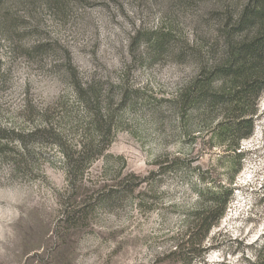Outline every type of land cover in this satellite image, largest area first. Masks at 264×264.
<instances>
[{"label":"rangeland","instance_id":"1","mask_svg":"<svg viewBox=\"0 0 264 264\" xmlns=\"http://www.w3.org/2000/svg\"><path fill=\"white\" fill-rule=\"evenodd\" d=\"M257 2L0 0V264L258 260L264 93L235 167L210 139L215 113L172 102ZM89 141L110 146L69 182L65 154ZM130 174L148 178L133 194ZM208 187L232 189L225 215L182 247Z\"/></svg>","mask_w":264,"mask_h":264},{"label":"trees","instance_id":"2","mask_svg":"<svg viewBox=\"0 0 264 264\" xmlns=\"http://www.w3.org/2000/svg\"><path fill=\"white\" fill-rule=\"evenodd\" d=\"M235 25L238 32L226 33L220 59L207 68H201L172 101L180 114L196 110L202 104L209 113H215L212 121L216 119V125L209 133L210 139L234 153V167L241 163L242 155L238 153L240 142L253 134L255 106L264 93V0H258L253 7L245 6ZM104 118L101 115L95 119V128L99 131ZM108 131L111 133V128ZM109 146L110 142L96 150L99 146L89 141L79 144L71 156L65 154L69 182L78 175L83 177L94 160L103 156ZM131 179L134 180L132 194L148 182V178L130 174L122 183ZM207 192L210 199L206 201L199 192V199L203 203L192 215L193 222L187 226L186 234L189 240L182 247L201 244L202 238L197 239L198 233L202 228L208 233L220 222L233 195L231 188L208 187ZM262 252L254 264H264V249Z\"/></svg>","mask_w":264,"mask_h":264}]
</instances>
